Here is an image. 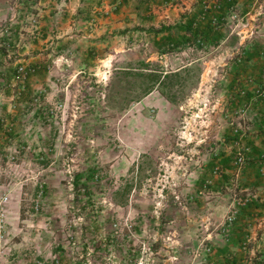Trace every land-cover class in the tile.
I'll return each mask as SVG.
<instances>
[{"label":"rangeland","instance_id":"obj_1","mask_svg":"<svg viewBox=\"0 0 264 264\" xmlns=\"http://www.w3.org/2000/svg\"><path fill=\"white\" fill-rule=\"evenodd\" d=\"M204 1L203 9L192 0H175L170 12L152 8L146 35L136 26L94 40L89 66L65 45L55 62L40 65L45 86L29 94L42 98L46 114L6 120L2 129L9 137L0 150V193L9 204L0 264H208L215 257L208 182L237 136L222 116L217 84L243 41L238 34L260 31L264 0H247L248 8ZM201 9L212 10V21L197 14L201 30L179 27ZM229 33L237 38L219 41Z\"/></svg>","mask_w":264,"mask_h":264},{"label":"crops","instance_id":"obj_2","mask_svg":"<svg viewBox=\"0 0 264 264\" xmlns=\"http://www.w3.org/2000/svg\"><path fill=\"white\" fill-rule=\"evenodd\" d=\"M174 1L0 0V150L4 147V139L9 137L2 130L4 121H12L15 117H20L18 120H35L46 114L42 98L29 93L31 89L39 91L45 86L38 71L40 65L55 62L63 45L69 56L77 58L82 53V67L89 66L92 52L93 58L96 54L92 51L96 45L94 40L106 39L105 35H111L112 30L136 26L146 27V35L153 25L149 19L151 9L161 4L170 12L178 7L172 4ZM193 1L202 9L206 4L204 0ZM211 2L213 6L237 4L248 8L247 0ZM179 22L186 25L188 21L177 20ZM83 25L87 30L79 29L78 26ZM259 28L257 34L247 29L237 33L243 41L231 51L232 57L223 69L225 76L217 84L222 116L230 121L232 131L234 126L233 134L239 125L242 126L241 146L249 151L246 163L238 169L233 161L241 147L235 141L234 144L230 142V148L226 149L232 156L221 154L218 159L221 167L213 178L211 202L215 219L212 244L215 257L208 264H264V175L260 172L261 161L264 160V21ZM232 35L215 38L220 42L227 41ZM79 41L81 44H77ZM83 44L85 46L82 47ZM21 69L25 75L21 74ZM233 209L235 219L226 226ZM13 210L16 211L15 207Z\"/></svg>","mask_w":264,"mask_h":264},{"label":"built area","instance_id":"obj_3","mask_svg":"<svg viewBox=\"0 0 264 264\" xmlns=\"http://www.w3.org/2000/svg\"><path fill=\"white\" fill-rule=\"evenodd\" d=\"M20 72H21V74L25 75V71L23 69H21ZM241 128H242V126L239 125L238 128H236V130H235V133L237 135L236 145L241 147L239 149V151L237 152V156H236L235 161H234V165L237 169L244 166V164L246 163L247 154L249 151L248 148L241 146L242 140H243V133L241 131ZM262 159H264V157H262ZM261 162L263 164L261 163L260 172H261V174L264 175V160H262ZM219 171H220V167H217L214 173L217 175L219 173ZM208 183L211 184L212 181H209ZM8 204H9V197L0 193V226L1 227H2V224L4 222V219H2V217H4L6 212H7V205ZM234 219H235V209H233V211L230 213L229 217H227V220L225 222L226 226L230 225ZM224 231L226 232V230H224Z\"/></svg>","mask_w":264,"mask_h":264},{"label":"trees","instance_id":"obj_4","mask_svg":"<svg viewBox=\"0 0 264 264\" xmlns=\"http://www.w3.org/2000/svg\"><path fill=\"white\" fill-rule=\"evenodd\" d=\"M211 13H212V10H211V12L209 11V13H208V11L203 12V10L201 9L198 12H196L191 19L188 20V22L186 23V25L180 24L179 27L182 28V29H184V30H186V31L192 32V34H194L195 31L201 30L200 24L197 25L196 18H194V17L195 16L197 17V14H199V15H202L203 14L202 16L207 17L208 22H209V21H212L210 19V17L212 18V16H214V13L212 15H211ZM200 33L207 34L204 31H201ZM179 39H181V38L180 37H177V38H172L171 40H173V44H177V43H179L178 41H180ZM187 39H188V37H187ZM181 40H183V39H181ZM234 139L236 141L237 140V136ZM93 178H94V174H92V173H90L88 176H86V179H88V180L89 179H93Z\"/></svg>","mask_w":264,"mask_h":264}]
</instances>
